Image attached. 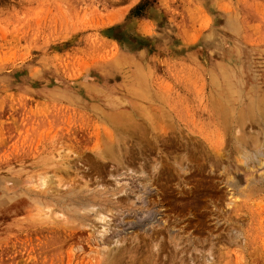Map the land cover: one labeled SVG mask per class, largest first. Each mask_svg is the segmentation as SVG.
Masks as SVG:
<instances>
[{"label": "rangeland", "instance_id": "obj_1", "mask_svg": "<svg viewBox=\"0 0 264 264\" xmlns=\"http://www.w3.org/2000/svg\"><path fill=\"white\" fill-rule=\"evenodd\" d=\"M262 177L264 0H0V264H102L94 212L110 264H258Z\"/></svg>", "mask_w": 264, "mask_h": 264}, {"label": "bare ground", "instance_id": "obj_2", "mask_svg": "<svg viewBox=\"0 0 264 264\" xmlns=\"http://www.w3.org/2000/svg\"><path fill=\"white\" fill-rule=\"evenodd\" d=\"M235 141L238 145H240L237 140H235ZM243 154H244L243 156L245 158L249 157L248 154H245V153H243ZM142 176H143V172L141 170L139 172H137V174L135 176V180H134V182H135V185H134L135 187H133L134 190L132 192L128 191L129 193L127 195H128V199L130 201L129 202V204H130L129 210L131 211L132 216L134 218L132 225L136 229L145 232L147 234L146 236L148 237L149 236L148 230L153 226V224L155 222V216H157V215H155V211H153L152 207L149 208V203H147L148 200L150 202L152 201V199H150V196H152V194H151L152 188H150V184H148V182H142V180H143ZM261 179L264 181V177H262ZM125 190H128V189H125ZM101 193H100V190H96V189L92 190L89 193L87 191H86V193L83 192V194L76 197V199H74L72 203H69L66 205V209L68 210L67 211L68 214L70 213L71 216H75V217L80 216L81 218H83V220L84 219L88 220V217H89L88 211L91 210L92 205H94V206H95V204L99 205V206L104 205L105 199L101 198ZM1 196H2V194H1ZM54 197H55V200H57L56 204L61 205L59 200H63L62 199L63 196L61 197L60 195H57ZM5 198H6V196H5ZM28 199L34 204H40L41 200H43V198L40 195L39 196L34 195L33 197L30 196ZM1 200H2V197L0 198V201ZM4 201L5 200H2L1 203H3ZM42 206H43V203H42ZM13 207H9V206L6 207V210L3 213H2V211H0V215L2 216V218L5 221L7 218L13 219L14 217H16L21 212H27V210H25V209H22L23 211H19L18 208H16L17 205H14ZM43 207H45V206H43ZM38 208H39V205H38ZM89 212H91V211H89ZM94 213L95 214H94L93 218H94V220H96V222H91L90 226L94 229L96 227V226H94V223L96 225L97 224L100 225V230L97 232L95 241H96L97 245L100 247L102 257H104L102 259V264H110L109 258L111 257V255L115 251H119V249H117V247L119 245V239H118V236H117L115 230H113L109 227V224L107 223L108 220L106 219V216L96 214L97 212H94ZM83 214H87V216L84 217ZM153 218H154V220H153ZM13 221L14 220H12L11 222H13ZM88 221L90 222V220H88ZM241 243L244 247L245 246L249 247L248 244L245 245V243H246L245 239H243L241 241ZM149 249H150V257H149L150 260L149 259H148L149 261L147 260L148 264H157L155 262L156 259L152 258L153 253H156L158 250L157 244L155 242H151V240H150ZM251 252H253L255 255L254 257H255L256 263H258V264L263 263L264 264V261H263L264 260V254L260 253L258 255L253 250ZM207 254H206L207 256H204V264H210V262L212 261L211 255H209V253H207ZM99 263H100V260H99Z\"/></svg>", "mask_w": 264, "mask_h": 264}]
</instances>
